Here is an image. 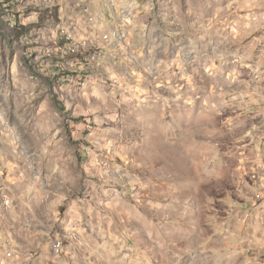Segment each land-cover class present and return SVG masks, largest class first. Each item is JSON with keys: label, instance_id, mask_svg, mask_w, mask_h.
<instances>
[{"label": "clouds", "instance_id": "obj_1", "mask_svg": "<svg viewBox=\"0 0 264 264\" xmlns=\"http://www.w3.org/2000/svg\"><path fill=\"white\" fill-rule=\"evenodd\" d=\"M0 9V264H264V0Z\"/></svg>", "mask_w": 264, "mask_h": 264}, {"label": "rangeland", "instance_id": "obj_2", "mask_svg": "<svg viewBox=\"0 0 264 264\" xmlns=\"http://www.w3.org/2000/svg\"><path fill=\"white\" fill-rule=\"evenodd\" d=\"M7 14H8L7 10L0 9V17L6 16ZM0 25L6 26L7 25V21L0 20Z\"/></svg>", "mask_w": 264, "mask_h": 264}]
</instances>
